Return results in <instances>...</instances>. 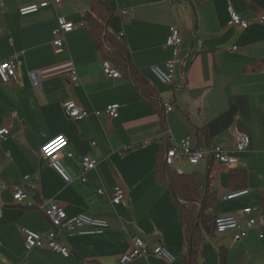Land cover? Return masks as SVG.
I'll use <instances>...</instances> for the list:
<instances>
[{
  "label": "crops",
  "instance_id": "crops-1",
  "mask_svg": "<svg viewBox=\"0 0 264 264\" xmlns=\"http://www.w3.org/2000/svg\"><path fill=\"white\" fill-rule=\"evenodd\" d=\"M42 1L50 3L33 13L18 12ZM109 4L115 11L109 28L122 35L132 63L155 90L153 100L141 95L129 74L112 78L104 73L107 58L84 20L91 0H0V62L12 59L16 64L15 79L0 80V126L9 129L0 139V264H119L132 234L148 245L163 244L176 259L169 263L150 255L123 264H188L174 195L156 173L169 144L165 130L170 138L188 137L196 146L218 144L235 155L234 169L211 164L206 177L216 200L208 213L216 216L252 207L251 215L258 220L238 241L230 232L212 240L205 236L198 264H220L218 249L225 252L224 264H264V238L258 236L264 234V24L257 22L264 14V0H109ZM229 6L250 20L247 28L230 23ZM124 8L129 12L122 14ZM61 16L72 21L74 29L64 36V50L55 53L52 30ZM171 26L180 29L183 41L174 79L167 85L150 67L163 66L172 58V47L166 45ZM35 69L42 77L38 88L28 77ZM72 70L78 74L76 84L69 80ZM68 99L90 111L119 103L118 116L102 112L70 118L62 106ZM165 101L172 104L170 111ZM239 132L247 134L250 143L236 152L234 135ZM59 134L68 138L59 158L72 176L69 182L40 157L41 145ZM142 140L153 141L117 153ZM85 155L96 160L86 172L81 164ZM209 162L177 160L174 169L189 164L203 177ZM239 171L245 173L242 182L249 192L224 199L240 184L231 176ZM20 182L37 187L29 190L35 201L50 198L69 216H103L109 229L90 235L61 231L59 240L69 249L67 256L48 247L26 250L21 228L44 232L48 221L35 205L13 199L12 186ZM118 184L128 192L119 204L98 193L100 188L109 193Z\"/></svg>",
  "mask_w": 264,
  "mask_h": 264
},
{
  "label": "built area",
  "instance_id": "built-area-1",
  "mask_svg": "<svg viewBox=\"0 0 264 264\" xmlns=\"http://www.w3.org/2000/svg\"><path fill=\"white\" fill-rule=\"evenodd\" d=\"M58 2L60 0H54ZM50 1H42L38 4H31L19 8L18 12L22 15L36 12L42 7L48 6ZM122 14L129 12L128 8L120 9ZM229 21L234 25L242 28H247L251 23L250 20L243 18L240 14L229 6ZM257 22L264 24V14H260ZM74 29V23L66 20L64 17H58V23L52 30L53 48L55 53L62 52L65 48L64 36ZM121 35V34H119ZM182 35L180 29L171 26L169 35L166 40V45L172 47V58L168 59L163 66L153 65L150 67L151 72L163 84H171L174 79L175 73V58L177 57L181 44ZM235 48V47H233ZM264 67V64H263ZM104 73L112 78L121 77V71L113 65L109 59L103 60L102 65ZM16 64L12 59H5L0 62V80L2 82H10L15 79ZM28 77L34 88L41 86V72L38 69L29 70ZM71 84L78 82V74L76 70H72L69 74ZM166 111L172 109L170 102H164ZM65 113L68 117L73 119H82L90 115H100L102 112L106 113L109 117L115 118L118 116L119 103L108 104L103 110L90 111L81 105L77 104L74 100L68 99L62 103ZM9 133L7 127L0 126V139H5ZM169 144L166 146L162 155L164 167L173 168L177 160H183L189 164H198L203 161H212L224 168L234 169L238 164V159L230 151L226 150L223 146L215 144L212 146L193 145L188 137L176 140L170 138L167 130L164 132ZM153 140H142L137 143L122 146L117 150L119 155L124 154L131 148L144 147ZM250 138L245 133H236L234 135V151L240 152L248 148ZM92 144H95L93 141ZM68 145V138L65 134L56 135L46 140L40 147V157L46 159L50 166L63 178L69 182L72 180L71 174L63 166L59 154L60 151ZM82 170L84 172L93 169L96 165V160L85 155L82 158ZM83 180L85 178L82 177ZM30 188L37 187L30 183L20 182L12 186V197L17 203L26 204L28 206L35 205L42 212L48 221V228L44 232L33 231L28 228L22 227L21 233L24 239V246L26 250L35 247H48L54 251L60 252L64 256L69 255V249L63 246L59 240V233L65 231L69 234L90 235L101 234L109 229L110 225L108 220L103 216L91 215L87 213H78L69 216L65 210L50 198H42L35 201L30 194ZM249 192L248 188H240L231 190L224 195V199L230 200L243 196ZM98 193L106 195L110 198L113 204L121 203L128 196L125 187L118 184L112 188L108 193L104 189H98ZM252 207H245L234 213H227L214 216L215 232L225 233L230 232L233 241H238L247 236V234L256 227L257 218L251 215ZM258 236L264 238V234L259 232ZM150 255H157L169 263H173L176 255L170 251L166 246L161 243L148 245L141 237L132 234L130 235V248L128 251L122 253L118 257L119 264L127 263L137 257H148Z\"/></svg>",
  "mask_w": 264,
  "mask_h": 264
},
{
  "label": "trees",
  "instance_id": "trees-1",
  "mask_svg": "<svg viewBox=\"0 0 264 264\" xmlns=\"http://www.w3.org/2000/svg\"><path fill=\"white\" fill-rule=\"evenodd\" d=\"M114 12L109 0H91L90 10L84 14L88 31L98 44L103 57L110 59L118 66L121 73L129 74L142 96L153 100L156 98L155 90L132 63L129 49L122 35H118L116 31L109 28L110 18ZM158 162L157 178L171 190L175 206L180 214L183 229L182 243L185 247L183 255L188 264H198L205 236L215 234L214 216L208 213V208L215 202L216 192L210 188L206 177L209 175L212 161L209 162L203 177H199L196 172L185 173L164 167L162 155ZM231 176H236L241 181L231 190L245 188L243 171ZM218 252L220 264H224L225 252L223 249H218Z\"/></svg>",
  "mask_w": 264,
  "mask_h": 264
},
{
  "label": "rangeland",
  "instance_id": "rangeland-1",
  "mask_svg": "<svg viewBox=\"0 0 264 264\" xmlns=\"http://www.w3.org/2000/svg\"><path fill=\"white\" fill-rule=\"evenodd\" d=\"M177 171H182V172H193V167H192V165H189V164H180V165H178L177 166ZM225 233H227V232H225ZM225 233H218V232H215V237H220V236H222L223 234H225ZM214 235L213 236H206V239L207 240H212L213 239V237H214ZM204 245H203V243H202V245H201V253H202V250L204 251V247H203ZM202 257V256H201ZM202 259V258H201ZM218 264H219V262H218Z\"/></svg>",
  "mask_w": 264,
  "mask_h": 264
}]
</instances>
